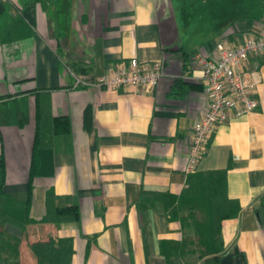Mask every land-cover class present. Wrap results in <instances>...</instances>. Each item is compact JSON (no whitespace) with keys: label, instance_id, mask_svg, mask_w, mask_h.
<instances>
[{"label":"crops","instance_id":"1","mask_svg":"<svg viewBox=\"0 0 264 264\" xmlns=\"http://www.w3.org/2000/svg\"><path fill=\"white\" fill-rule=\"evenodd\" d=\"M263 25L264 0H0L5 191L26 198L39 124L53 134L35 160L31 216L43 218L50 188L79 210L57 228L34 224V237H72L70 264H215L198 253L169 263L172 246L163 245L195 237L165 208L194 173L185 169L189 135L207 104L193 57ZM132 57L161 62L157 85L77 84ZM244 75L259 79L258 108L219 123L195 171H225L240 206L222 222L216 264H264V54L250 56Z\"/></svg>","mask_w":264,"mask_h":264},{"label":"trees","instance_id":"2","mask_svg":"<svg viewBox=\"0 0 264 264\" xmlns=\"http://www.w3.org/2000/svg\"><path fill=\"white\" fill-rule=\"evenodd\" d=\"M43 94L49 95V92L44 91ZM39 102L37 101V106ZM39 112H42L40 106L38 114ZM49 134L53 132L46 129L42 131L37 124L33 166L25 199H19L5 191L6 164L4 156L0 157V264H70L73 253L72 237H51L43 240L38 235L34 237L31 229L38 223L57 228L62 223L76 221L79 217L76 204L72 201L63 203L64 200H71L70 196L58 195L51 188L46 192V212L43 218L36 221L31 216L34 180L37 176L35 160L38 152L48 146L46 138ZM188 182V187L180 196L171 198L172 204L166 201L165 208L171 219H178L185 228H193L195 237H186L175 242L164 241L163 245L172 246L170 253H166V259L170 263L172 256L186 258L198 253L201 258L210 256L205 261L216 264L224 249L222 222L234 217L240 206L236 200L228 197L225 171L194 172L189 176ZM146 194L159 195L155 191L144 190L143 196ZM7 225L20 229L21 235L11 232Z\"/></svg>","mask_w":264,"mask_h":264},{"label":"built area","instance_id":"3","mask_svg":"<svg viewBox=\"0 0 264 264\" xmlns=\"http://www.w3.org/2000/svg\"><path fill=\"white\" fill-rule=\"evenodd\" d=\"M264 54V25L236 45L219 41L210 57L200 53L194 55L197 65L203 71L206 109L195 121L189 135V152L186 172L193 173L213 138L217 125L233 118L255 111L259 100L255 96V85L259 79L245 77V65L250 56ZM163 76L160 61L140 60L132 57L115 65H109L96 81L77 77L78 83L119 87H153Z\"/></svg>","mask_w":264,"mask_h":264}]
</instances>
